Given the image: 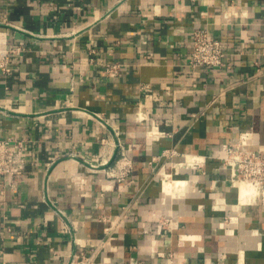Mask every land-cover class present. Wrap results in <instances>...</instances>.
<instances>
[{"label": "crops", "instance_id": "crops-1", "mask_svg": "<svg viewBox=\"0 0 264 264\" xmlns=\"http://www.w3.org/2000/svg\"><path fill=\"white\" fill-rule=\"evenodd\" d=\"M202 26L223 66L188 62ZM0 43L20 47L0 137H27L24 173L0 175V264H264V203L219 158L243 130L264 148V0H0Z\"/></svg>", "mask_w": 264, "mask_h": 264}, {"label": "built area", "instance_id": "built-area-1", "mask_svg": "<svg viewBox=\"0 0 264 264\" xmlns=\"http://www.w3.org/2000/svg\"><path fill=\"white\" fill-rule=\"evenodd\" d=\"M19 49V46L11 47L0 43V70L5 76L11 75L13 71V55ZM188 62L194 66L209 68L223 66L226 63V51L223 40L214 35L208 27H195L192 31L191 52L188 56ZM106 72L110 76L120 73V64L118 62L108 63ZM115 132L118 136L117 146L120 152L115 162V167L112 168V171H109L120 179H124L133 173V159L129 153L130 147L119 137V130ZM26 139L27 137L25 136L0 137V175L9 176L15 180L24 173L27 164V157L24 151ZM221 148L223 152L219 155V158L225 166L231 169L232 183L239 187L242 182L254 185L257 188V194L249 202L259 201L264 203V148L254 145L251 141L250 130L241 131L235 141L223 142ZM185 162L196 166L201 164V157L186 154L185 159L175 162V165H183ZM4 180L3 178L0 181L2 191L4 190ZM117 223V219L111 221L112 225ZM112 225L107 226L106 230L111 231ZM80 255L85 256L86 253L81 251ZM157 264L175 263L173 258L169 257L168 260L160 261Z\"/></svg>", "mask_w": 264, "mask_h": 264}, {"label": "bare ground", "instance_id": "bare-ground-1", "mask_svg": "<svg viewBox=\"0 0 264 264\" xmlns=\"http://www.w3.org/2000/svg\"><path fill=\"white\" fill-rule=\"evenodd\" d=\"M164 188L168 193H176L177 191L176 189L178 188V180L175 178L166 179L164 182ZM239 192H240L239 203L242 205H246L257 194V188L250 183L242 182L240 184Z\"/></svg>", "mask_w": 264, "mask_h": 264}]
</instances>
